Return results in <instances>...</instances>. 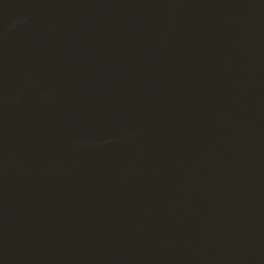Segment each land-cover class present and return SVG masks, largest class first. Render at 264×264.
<instances>
[{"label": "water", "instance_id": "95a60500", "mask_svg": "<svg viewBox=\"0 0 264 264\" xmlns=\"http://www.w3.org/2000/svg\"><path fill=\"white\" fill-rule=\"evenodd\" d=\"M259 182L264 0H0V264H208Z\"/></svg>", "mask_w": 264, "mask_h": 264}, {"label": "bare ground", "instance_id": "6f19581e", "mask_svg": "<svg viewBox=\"0 0 264 264\" xmlns=\"http://www.w3.org/2000/svg\"><path fill=\"white\" fill-rule=\"evenodd\" d=\"M239 115L240 113L238 114V116ZM263 221L264 190L259 182L253 185L251 190H247L245 192L242 205L240 209L235 213L234 218H232L231 220V225L233 226V229L224 233L222 237L218 239V242L220 244H225L224 252H226V254L219 255V257L217 258L211 256V259L208 261V264H230V261L233 259V255L229 259V262L228 255L235 251L234 249L236 248V246V249H238L236 251L242 253L246 251L244 249H251V247L256 244H260V253H257L258 256L256 255L253 259H251L249 264H264V238L263 241L261 239L262 242H260V240H258L257 242L255 241V237L257 235L261 237V234L259 233V224ZM238 262L240 264H246L245 257H240V260Z\"/></svg>", "mask_w": 264, "mask_h": 264}]
</instances>
